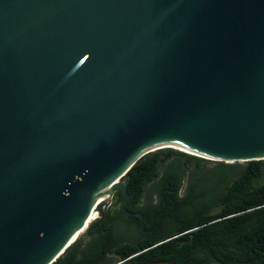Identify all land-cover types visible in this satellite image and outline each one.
I'll list each match as a JSON object with an SVG mask.
<instances>
[{"label": "water", "instance_id": "water-1", "mask_svg": "<svg viewBox=\"0 0 264 264\" xmlns=\"http://www.w3.org/2000/svg\"><path fill=\"white\" fill-rule=\"evenodd\" d=\"M167 147L264 160V0H0V264H53L117 189L143 218L123 178Z\"/></svg>", "mask_w": 264, "mask_h": 264}, {"label": "trees", "instance_id": "trees-1", "mask_svg": "<svg viewBox=\"0 0 264 264\" xmlns=\"http://www.w3.org/2000/svg\"><path fill=\"white\" fill-rule=\"evenodd\" d=\"M207 160L171 147L144 155L123 178L126 207L141 210L147 228L156 214L154 232L140 229L109 246L100 227L84 244L94 221L53 264H264V160ZM150 185L158 198L148 208L142 199Z\"/></svg>", "mask_w": 264, "mask_h": 264}, {"label": "flooded vegetation", "instance_id": "flooded-vegetation-1", "mask_svg": "<svg viewBox=\"0 0 264 264\" xmlns=\"http://www.w3.org/2000/svg\"><path fill=\"white\" fill-rule=\"evenodd\" d=\"M121 192L120 189H117L113 197L111 199V202L105 209L104 214L99 215L95 220L96 226H95V234H85L81 242L86 244L92 241L94 238L98 237L100 234L97 232V230L102 227L104 235H108L107 238H105L106 245H111L117 241L122 240L124 237H134L136 234H138V231L142 229L145 234H150L154 232V227L158 226L156 224L157 215H153L152 219L150 220V224L147 226L146 217L143 213V218L141 216V223H137L135 219L131 218H124L122 214H120V209L122 208V200L121 203L118 202V195ZM122 193V192H121ZM123 197V196H122ZM158 198V193L155 192V188H153L152 185L148 187V190L142 199V205L145 207L151 208L156 202ZM127 208V207H126ZM123 209V208H122ZM124 210V209H123ZM141 211V210H140ZM125 212V210H124ZM133 212V211H132ZM137 212V211H134ZM126 213V212H125ZM126 215L132 216L131 214L126 213ZM138 216V215H134ZM144 222V227L142 226ZM149 222V221H148ZM110 257L111 254H108Z\"/></svg>", "mask_w": 264, "mask_h": 264}, {"label": "bare ground", "instance_id": "bare-ground-1", "mask_svg": "<svg viewBox=\"0 0 264 264\" xmlns=\"http://www.w3.org/2000/svg\"><path fill=\"white\" fill-rule=\"evenodd\" d=\"M110 197V193L106 192V193H103V195L100 197L99 200H103V199H109ZM100 215V212L99 210L96 208L92 211L90 217L88 218L87 222H86V226L80 231V234L77 236V238L75 239L74 237V242L79 238V236L88 228V225L91 224L93 221V219H96L98 216ZM72 242V243H74Z\"/></svg>", "mask_w": 264, "mask_h": 264}, {"label": "rangeland", "instance_id": "rangeland-1", "mask_svg": "<svg viewBox=\"0 0 264 264\" xmlns=\"http://www.w3.org/2000/svg\"><path fill=\"white\" fill-rule=\"evenodd\" d=\"M208 162H207V164H208V166H212V165H214L215 163H217V161L216 160H210V159H208L207 160ZM107 208V207H106ZM95 219H93L92 221H94ZM86 231V230H85ZM85 231L79 236V237H81L82 235H84V233H85ZM215 264V263H214Z\"/></svg>", "mask_w": 264, "mask_h": 264}, {"label": "crops", "instance_id": "crops-1", "mask_svg": "<svg viewBox=\"0 0 264 264\" xmlns=\"http://www.w3.org/2000/svg\"><path fill=\"white\" fill-rule=\"evenodd\" d=\"M121 262V261H120ZM120 262L116 263V264H120Z\"/></svg>", "mask_w": 264, "mask_h": 264}]
</instances>
